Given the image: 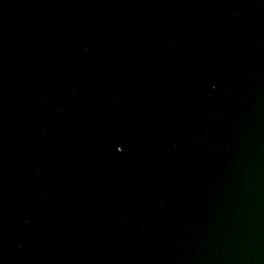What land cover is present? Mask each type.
I'll use <instances>...</instances> for the list:
<instances>
[{"label":"water","instance_id":"water-1","mask_svg":"<svg viewBox=\"0 0 264 264\" xmlns=\"http://www.w3.org/2000/svg\"><path fill=\"white\" fill-rule=\"evenodd\" d=\"M121 264H264V0H4Z\"/></svg>","mask_w":264,"mask_h":264}]
</instances>
